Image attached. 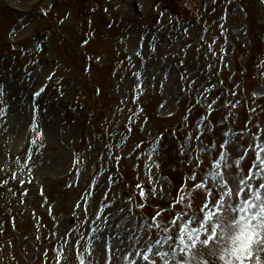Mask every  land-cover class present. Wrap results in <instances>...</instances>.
<instances>
[{
	"label": "rangeland",
	"instance_id": "1",
	"mask_svg": "<svg viewBox=\"0 0 264 264\" xmlns=\"http://www.w3.org/2000/svg\"><path fill=\"white\" fill-rule=\"evenodd\" d=\"M263 1L0 0V264H145L148 235L178 264L170 221L205 195L190 176L223 140L229 163L249 148L243 175L264 135Z\"/></svg>",
	"mask_w": 264,
	"mask_h": 264
},
{
	"label": "snow or ice",
	"instance_id": "2",
	"mask_svg": "<svg viewBox=\"0 0 264 264\" xmlns=\"http://www.w3.org/2000/svg\"><path fill=\"white\" fill-rule=\"evenodd\" d=\"M35 95L39 96L40 92ZM230 106L234 108L236 103ZM257 131H262L260 125H257ZM254 140H261V143L254 144L253 162L242 170L243 175L240 174L241 160L246 157V153L241 152L233 163H229L230 155L234 156L235 153L229 146L230 142L223 140L216 146V156L209 162L208 171L203 177L197 182L195 172L190 176L189 179L193 182L192 188L205 190V195L197 216L190 217L185 214L182 217L185 221L183 225L178 222L181 218L170 221L178 229V234L167 235L164 243L171 248L172 244L179 241L181 258L178 264H192L199 255L197 251L199 248L215 247L218 241H223L224 244L223 254L219 256L223 264H264V135L254 136ZM205 150V146L200 147L201 152ZM194 160L195 166L201 168L204 161L200 157H194ZM253 179L257 180L256 184L251 183ZM233 197L237 199L233 201ZM180 199L184 200V197L181 196ZM188 206L192 207L191 204ZM160 216L162 213L158 211L152 217L154 224L148 225L146 235L153 226L159 227L155 222ZM148 240L152 242H145L146 252L141 251L134 255L139 256L145 264H158L157 260L152 259L153 256L159 257L163 264H169L166 259L168 253L157 250L161 241L152 240L151 235H148ZM132 264L138 262L133 261ZM196 264L201 262L197 261ZM202 264L208 262L205 260Z\"/></svg>",
	"mask_w": 264,
	"mask_h": 264
},
{
	"label": "bare ground",
	"instance_id": "3",
	"mask_svg": "<svg viewBox=\"0 0 264 264\" xmlns=\"http://www.w3.org/2000/svg\"><path fill=\"white\" fill-rule=\"evenodd\" d=\"M155 15L159 16V14H157V13H155ZM151 28L153 29V31H154V33H155L156 35H159V33H160V28H159L155 23L151 26ZM155 41H156V40H155Z\"/></svg>",
	"mask_w": 264,
	"mask_h": 264
}]
</instances>
